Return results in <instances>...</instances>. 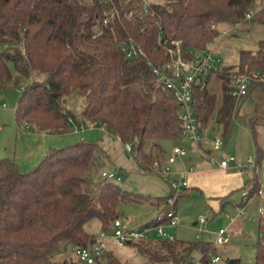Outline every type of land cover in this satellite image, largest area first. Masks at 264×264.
<instances>
[{
	"label": "trees",
	"instance_id": "1",
	"mask_svg": "<svg viewBox=\"0 0 264 264\" xmlns=\"http://www.w3.org/2000/svg\"><path fill=\"white\" fill-rule=\"evenodd\" d=\"M141 2L0 0V93L20 90L14 110L19 127L38 134L69 133L70 119L75 120L65 102L78 94L83 97L81 124L102 127L123 144L130 143L144 171L154 161L165 160L160 141L184 137L179 106L146 58L127 59L122 45L130 40L141 44L146 57L157 64L168 61V49L175 47L172 42L180 41L183 57L190 60L195 51L208 49L218 25L264 24V0H151L154 16L128 18L127 12L140 8ZM252 73L264 77V40L255 50H242L236 65L222 61L218 70L209 74L222 81L224 110L217 106V95L207 83L203 88L195 85L193 97L201 131L217 111V122L226 136L228 111L252 97L254 91H264V80L256 79L241 100L230 94L237 75ZM229 80L230 87L226 85ZM258 111L255 104L250 117L255 140L256 124L264 125V107L262 117ZM147 141L152 143L149 153L144 151ZM103 154L97 142L81 139L49 148L28 171L14 159L0 158V264H73L71 253L69 261L55 257L95 240V234L85 229L87 223L98 220L101 228L109 229L120 217L121 203L161 205L166 201L169 195L133 194L107 178L94 182ZM261 156L256 143L257 166ZM150 172L157 173L152 167ZM244 185L249 188L248 199L257 195L260 183L256 171ZM161 221L153 218L148 224ZM258 231L253 264H264V213ZM130 245L145 258L143 264H194V252L200 254L199 264H209L216 250L210 241L178 238H151ZM106 257L107 264H127L113 249ZM224 264L243 263L228 258Z\"/></svg>",
	"mask_w": 264,
	"mask_h": 264
},
{
	"label": "rangeland",
	"instance_id": "2",
	"mask_svg": "<svg viewBox=\"0 0 264 264\" xmlns=\"http://www.w3.org/2000/svg\"><path fill=\"white\" fill-rule=\"evenodd\" d=\"M261 1L256 0L257 3ZM217 31L218 34L208 44V48H213L217 55L221 57L223 64L229 66L236 65L239 62V54L242 50H255L258 42L264 40V24H239L238 26L222 24L217 26ZM205 80L208 88H212L217 95V106L219 108L222 106L224 110V105H222V81L216 78V74L206 77ZM226 85L230 87L231 81L229 80ZM19 95L20 90L18 89H8L0 93V124L2 126L0 130V158H11L16 151L18 154H20L18 151L24 153L34 145L32 142L26 143L19 138L17 139L14 110ZM65 104L69 108L73 119L78 123L76 125H81L82 128L77 130L75 128V121H73L74 123H71V131L69 133L57 136L60 138V141L56 143V147L75 141L72 140L75 135L80 137V139L83 138L97 142L103 148L105 154L101 155L100 165L93 174L92 179L94 182L102 180L104 178L103 173H116L120 176L121 180L113 179V181L130 193L151 196L152 198L165 196L169 193L170 188L167 178L161 174L150 172L152 164H150L148 171H144L135 160L136 152L134 150L127 152L125 144L114 135L101 127H91L88 123L81 124L82 96L73 94L66 98ZM255 104H257L259 110L257 115L262 117L264 91H254L252 97L241 101L233 111L232 108L230 112L228 111L227 121L230 124L227 127L225 144L220 149L212 147V152L214 153L213 156L218 158H221V155H231L235 157L236 161L246 166L248 162L255 161L256 159L257 143L262 149V156L256 173L259 177L260 186L264 187V125L261 122L256 124L257 138L255 140L250 123V117L254 114ZM221 128L218 132L212 133V135L217 134V136H221L223 130L222 124ZM184 140L187 142L188 139L185 138ZM177 144H179L178 141L169 139L160 141V145L165 152V159L170 156ZM151 148L152 143L147 141L144 145V151L149 153ZM199 163L201 162L194 160L192 166L197 169ZM241 174L244 177V181H246L254 176L255 170L253 167L248 166V169L242 171ZM248 193V187L233 190L229 195V203L220 212L212 210L202 193L196 189L190 195L180 197L177 225L180 231L177 234L178 238L215 243L217 231L224 228L230 235V241L224 245H217L215 243L216 250L213 252V255L220 257V261L217 264H224L228 258H239L243 264H253L256 254L255 243L259 238L258 223L260 213L258 212V206L260 200L254 195L247 201ZM153 207L157 208L149 201L131 204L121 203L118 207V212L123 220H127L130 225L135 226L140 222L154 218L156 210ZM201 217L208 220L202 227L203 230L205 229L203 233L202 231L199 232L200 225L196 224ZM233 220L234 223H232ZM92 222L98 223L99 221L92 220ZM93 223H87L86 229L89 231L99 230V225L94 226ZM262 243H264V238H262ZM115 251L127 264L144 263L145 258L139 255L131 245L122 248L117 247ZM68 252L56 256L55 260L69 261L71 249H68ZM199 257V252H194V264H199Z\"/></svg>",
	"mask_w": 264,
	"mask_h": 264
},
{
	"label": "built area",
	"instance_id": "3",
	"mask_svg": "<svg viewBox=\"0 0 264 264\" xmlns=\"http://www.w3.org/2000/svg\"><path fill=\"white\" fill-rule=\"evenodd\" d=\"M141 1L140 8H131L127 12L128 18L132 19L136 15L142 19L146 16L155 15V11L151 6V0ZM237 25L238 24L234 26ZM172 43L175 47L168 49L170 55L169 60L157 64L148 59L142 45L133 40L124 42L122 50L127 59H134L141 56L146 58L147 64L152 69L159 83L170 91L179 106L183 136L193 143H200L204 139V135L203 131L200 130L195 110V100L193 97L194 88L197 84L200 88L204 87L206 83L205 78L218 70L222 63V59L213 48H208L204 51H195L193 53V58L188 60L182 55L180 41H173ZM256 79L263 81L264 77H259V73L237 75L232 81L230 94L236 101L241 100L247 94L249 86ZM70 122L73 123L72 119H70ZM81 128L80 126V129ZM223 143L224 141L221 136H215L212 139V144L215 149H220ZM125 149L127 152H132L133 146L130 143H126ZM183 154L184 149L180 146H176L167 159L162 162L156 160L152 164V169L167 178L170 187V194L163 203L162 210L155 217L162 221L157 225H151L147 222L134 226L130 225L127 220H123L121 217L115 218L109 229L101 228L95 234V240L92 243L87 246H79L72 249L70 253L74 260L73 264H107L106 255L110 250H115L117 247L122 248L131 243L149 240L151 238L174 241L176 235L173 229L177 227L179 220L177 203L183 191L189 188V183L185 177V171L178 172L177 176L174 178L169 177L172 174V165L176 162L177 158ZM232 163L240 170L246 168L244 164L236 161L233 156L222 159L219 162V166L226 169L229 168ZM248 165L253 167L255 171L258 170L255 161L248 162ZM103 177L109 180H121L120 176L116 173H103ZM256 196L260 200L258 212L263 214L264 187L260 186ZM207 221V218L204 217L198 220L200 225L199 231L203 230L202 227ZM229 241L230 235L227 230L224 228L219 229L216 233L215 243L217 245H224L228 244ZM218 261H220V257L214 256L213 253H211L210 263L215 264Z\"/></svg>",
	"mask_w": 264,
	"mask_h": 264
},
{
	"label": "crops",
	"instance_id": "4",
	"mask_svg": "<svg viewBox=\"0 0 264 264\" xmlns=\"http://www.w3.org/2000/svg\"><path fill=\"white\" fill-rule=\"evenodd\" d=\"M217 120H218V114L215 112L212 115V118L208 126L203 130L204 139L200 143H193L189 140H187L186 142L184 140L185 137H183V139L178 141L179 144H177L176 146L182 147L184 149V154L182 156H179L176 162L172 165L173 170L170 176H172L171 178H174L177 176L178 172L185 171L186 172L185 177L188 180L189 188L188 190L184 191V194L181 196V198L183 196L185 197L186 195H190V193L194 189H196L202 193V195L205 197L208 205L211 207L212 210H214L215 212L216 211L220 212L224 210L226 204L229 203L230 193L233 192V190L245 187L244 177L242 176L241 172L246 171L249 165L247 164L244 170L238 169L233 163L229 166V168L226 169L221 168L219 166V162L222 159L227 158L228 156L221 155V158L213 156L214 153L212 152V147H213L212 139L215 136H217V134L213 136L212 133L218 132L219 129L221 128V124H219ZM76 124L78 123L75 122V125ZM16 126H17V136H18L17 139L19 138L20 140L26 143L32 142V144L34 145H32L31 149L26 150V152L24 153L18 151L20 153L18 154L16 151L15 153H13L10 159H14L22 170L28 171L38 164V162L42 159V157L45 155V153L49 148L57 146L56 143L60 141L59 140L60 138L57 137L59 135H55L51 133H42V134L33 133L29 130H25L19 127L17 123ZM80 126L81 125L79 126L76 125L75 128L79 130ZM91 127H96V126L91 125ZM221 137H223L224 140L223 145H224L226 141V136L221 135ZM73 138L74 139L72 140L75 141L81 140L80 137H78L77 135H75ZM194 160L201 162L199 163V167L197 169H195L192 166V162ZM202 164L205 166H203ZM208 165H213V166H208ZM169 194H170V190L167 195ZM250 199L251 198L249 199L246 198L247 201H249ZM153 205L157 207L156 209L153 207L156 210V215L154 216L155 218L158 215V213L162 210L163 204L161 205L153 204ZM177 205L179 207V200ZM150 220L151 219L145 222H140L138 225L147 223ZM89 223L92 224L93 222H89ZM197 223L198 221L196 222V224ZM232 223H234V220L232 221ZM93 225L94 226L99 225L98 229L99 230L101 229V224L99 222L93 223ZM86 230L94 234H96L99 231V230L89 231L88 229ZM179 231L180 230L178 229V227H175L173 229V232L176 235V239L178 238L177 234L179 233ZM204 231L205 229L202 230V233Z\"/></svg>",
	"mask_w": 264,
	"mask_h": 264
}]
</instances>
